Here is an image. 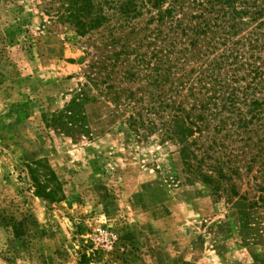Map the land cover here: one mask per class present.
Wrapping results in <instances>:
<instances>
[{"label": "rangeland", "instance_id": "obj_1", "mask_svg": "<svg viewBox=\"0 0 264 264\" xmlns=\"http://www.w3.org/2000/svg\"><path fill=\"white\" fill-rule=\"evenodd\" d=\"M104 34L78 36L45 0H0V264H264V211L247 237L237 205L264 194V108L227 143L236 162L228 180L215 175L220 189L190 183L177 145L139 136L128 109L97 92L85 130L53 125L119 50ZM51 172L57 202L33 185Z\"/></svg>", "mask_w": 264, "mask_h": 264}, {"label": "trees", "instance_id": "obj_2", "mask_svg": "<svg viewBox=\"0 0 264 264\" xmlns=\"http://www.w3.org/2000/svg\"><path fill=\"white\" fill-rule=\"evenodd\" d=\"M45 2L47 12H57L78 36L105 32L107 43L119 48L90 67L87 83L53 116V125L66 134L85 130L82 109L97 92L128 109L139 136L158 134L177 145L190 183L202 180L220 189L215 175L228 180L225 171L236 162L227 143L249 134L264 108V98H254L264 94V0ZM50 176L42 183L34 174L33 185L39 197L57 202L59 189L51 185L60 182L54 172ZM237 205L250 237L264 194L239 197Z\"/></svg>", "mask_w": 264, "mask_h": 264}]
</instances>
